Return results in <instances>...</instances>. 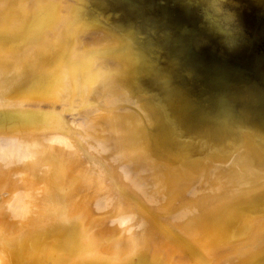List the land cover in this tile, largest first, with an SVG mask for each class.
Returning a JSON list of instances; mask_svg holds the SVG:
<instances>
[{
  "label": "water",
  "instance_id": "1",
  "mask_svg": "<svg viewBox=\"0 0 264 264\" xmlns=\"http://www.w3.org/2000/svg\"><path fill=\"white\" fill-rule=\"evenodd\" d=\"M0 122L60 128L189 264H264V0H0Z\"/></svg>",
  "mask_w": 264,
  "mask_h": 264
},
{
  "label": "bare ground",
  "instance_id": "2",
  "mask_svg": "<svg viewBox=\"0 0 264 264\" xmlns=\"http://www.w3.org/2000/svg\"><path fill=\"white\" fill-rule=\"evenodd\" d=\"M25 128H32L39 135L33 136V138L30 137V141L28 142L23 141V138L7 140V142H12L10 143L12 148H10L8 154H5L4 159L0 160V185L2 183L4 185L13 183V187L19 195V197L14 199V207L18 212V216L21 217L19 220L13 222L11 230L16 227V231L14 233L10 231L8 236L3 237L5 240L0 247V252L3 253L2 257H0V264H9L7 261L10 259L15 264H17L16 262L21 264L20 262L27 259L33 260V264H42L44 257L50 256L48 253H53L57 257V260H62L64 256L74 258L78 255H85L84 253H91L86 255L96 254L97 248L96 250L94 249V241L89 240L90 235L88 232L78 238L80 247L77 248L73 244L75 239L53 226L54 221L57 220V216L51 212L52 210L48 208L47 204L55 201L62 203L65 200V196L55 194L53 188H51L50 192L45 193V196L49 199L48 202L42 204L43 195L40 192L29 193V185L23 182V177L20 176L18 171H15L18 170L16 169L18 167L17 163L25 164V162L20 161L29 162L30 164H25L28 165L25 168H31L33 165H36L35 162L39 161L42 162L40 164L43 168L47 165L50 166L51 170L47 173L46 177L53 183L52 185H55L56 190L68 188L69 194L67 192L66 194L68 195L67 200L69 199L72 203L70 204L71 208L73 207L76 210L79 209L85 212L93 220L90 223L95 222L99 218V215L104 212L105 206L113 202L117 191L112 183L103 175L101 169L74 142L73 147H71L68 145V141L60 136H65V134H57L58 132H62L60 128L40 122H0V134L18 135ZM56 135H58V138L54 141L52 138H55L53 136ZM45 144L48 145V148L52 144L51 149L53 154L50 151L49 156L39 153V149ZM71 158L72 164L86 169L85 173L80 172L81 177H79L80 173H78V177L84 181V184L82 183L81 185V187H84V190L82 188L79 190L80 185L78 184L77 186L72 182L75 184L73 186L71 181L75 178L72 174L66 172V169H72L71 163H66V159ZM29 171L31 169L27 172L30 176L27 174L24 178L28 177L31 180L32 175L35 176L37 171L32 170V173ZM58 173L63 178L66 173L67 176L63 179L64 182L62 180L58 181L56 176ZM89 175L91 179L87 177ZM85 180H88V182H85ZM58 185H61L60 189ZM87 189L89 192L86 193ZM74 220L78 224V221ZM144 222V218L141 221L139 218L136 220L139 226L137 233L141 236L143 242L142 250L140 249L141 251H139L140 254L146 255V251L149 250L147 252L153 253L151 258L157 264H189L184 255L165 236L162 237L149 231L147 226L143 227ZM32 227L37 228L34 229ZM71 230L73 231L70 233H74V230L76 233L80 231V229L77 230L74 227ZM25 239H33L35 242L31 247H27L23 251H17L15 248L19 247ZM84 243L85 246L82 247ZM5 246L9 247L10 250L13 247L12 251H4Z\"/></svg>",
  "mask_w": 264,
  "mask_h": 264
},
{
  "label": "rangeland",
  "instance_id": "3",
  "mask_svg": "<svg viewBox=\"0 0 264 264\" xmlns=\"http://www.w3.org/2000/svg\"><path fill=\"white\" fill-rule=\"evenodd\" d=\"M19 125V124H16ZM65 134L63 131L58 132L57 134ZM39 133L33 130L32 128H25L23 131H21L18 135H12V134H0V160L4 159L5 154L9 152L10 148L12 146L10 143L7 142V140L16 139V138H23V141H30L29 138L33 136H38ZM58 135L53 136L55 138L54 141ZM64 137L68 141V145L73 147V141L70 140L66 134L65 136L60 135ZM48 144V143H47ZM45 144L39 149V153L41 154H47L49 156L50 152H52V144L48 145ZM10 145V146H9ZM47 146V147H46ZM50 149V150H49ZM47 153H46V152ZM50 151V152H49ZM82 151V150H81ZM45 152V153H44ZM83 152V151H82ZM25 162V164H30L27 161H20ZM71 159H66V163H71ZM36 165H33L31 168H25L28 165L17 163L18 167L15 171H18L20 176L23 177L22 181L28 184L29 193L31 192H40L43 195L42 204H45L48 202V197H46L45 193L50 192L51 188H53L55 194L61 196H65V200L62 203L55 202H49L48 208H50L53 214L57 216V220L54 221L53 226L56 229L62 230L66 233V235L69 234L70 237L75 239V242L73 243L75 247L79 248V237L84 236L87 232L90 235V241L93 242L94 249L97 252L94 255H86L91 253H84L85 255H78L74 258H69L64 256L62 260H57V257L53 255V253H48L49 257H44V261L42 264H157L152 258L151 255H153L152 252H147L146 255L140 254L139 251H141L142 247V238L137 233V229H139V226L136 223L137 218L141 219L143 218L118 192L116 193V198L113 200V202H110L105 206L104 212L99 215V218L95 220V222H92L85 212L81 210H76L73 207L71 208L70 204L71 201L68 198V195L66 192H68V188L66 187L64 190H56L55 185H52L53 183L46 177L47 173L51 170L50 166H46L43 168L40 163L42 162H35ZM34 164V163H31ZM72 169H66V172L68 174H72V176L75 178L71 183H75L77 186L80 185L79 190L82 188L84 190V187H81L82 179L81 173H85L86 169H82L75 164H72ZM75 167V168H74ZM79 168V169H78ZM36 170L37 173L35 176L32 174V179L29 180V178H24L27 176H30L28 170ZM76 170V171H75ZM75 171L74 173H72ZM81 172V173H80ZM77 173V174H76ZM80 173V176L78 175ZM75 174V176H74ZM58 181L62 180L67 176L65 173L64 178L61 174H57ZM79 176V177H78ZM72 177V178H73ZM78 177V178H77ZM89 179H91V176H87ZM27 179V180H26ZM64 182V181H63ZM85 182H88V180H85ZM72 183V184H73ZM73 184V186L75 185ZM84 184V183H83ZM38 185V186H37ZM58 188H61V185H58ZM75 188V187H74ZM87 188V187H85ZM35 190V191H34ZM89 192L87 189L86 193ZM16 197H19L18 193L16 192L15 188L13 187V183L10 185H4L2 183L0 185V247L2 246V242L5 240L3 237H6L11 232L16 231V227L12 228L13 222L16 220H19L21 217L18 216V212L14 207V199ZM70 198V195H69ZM83 209V208H82ZM84 210V209H83ZM76 219L78 221V224L74 220ZM144 226H147V229L151 232L156 233L157 235L164 236L150 221L144 219ZM59 222V223H58ZM74 227L75 229L79 230V232L76 233L74 230V233H70L71 228ZM36 229L37 227H32ZM69 231V233H68ZM36 232V231H35ZM34 232V233H35ZM12 235V233H11ZM78 239V240H76ZM35 242L33 239H25L21 245L17 248H15L17 251H23L27 247H31L32 244ZM85 246V243L82 245V247ZM2 249V248H1ZM9 247L5 246L4 251H12L13 247H11V250ZM141 249V250H140ZM1 251V250H0ZM89 252V251H85ZM2 252H0V257H2ZM12 255V254H11ZM5 259V258H2ZM51 260V261H49ZM9 264H15L13 260H8ZM19 264L18 262H16ZM21 264H33V260H24L20 262Z\"/></svg>",
  "mask_w": 264,
  "mask_h": 264
}]
</instances>
